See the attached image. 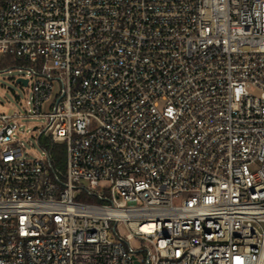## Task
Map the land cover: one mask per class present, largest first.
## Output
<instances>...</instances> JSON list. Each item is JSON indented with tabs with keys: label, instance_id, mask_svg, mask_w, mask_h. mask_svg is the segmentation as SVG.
<instances>
[{
	"label": "built area",
	"instance_id": "obj_1",
	"mask_svg": "<svg viewBox=\"0 0 264 264\" xmlns=\"http://www.w3.org/2000/svg\"><path fill=\"white\" fill-rule=\"evenodd\" d=\"M16 64L0 264H264V0H0Z\"/></svg>",
	"mask_w": 264,
	"mask_h": 264
},
{
	"label": "rangeland",
	"instance_id": "obj_2",
	"mask_svg": "<svg viewBox=\"0 0 264 264\" xmlns=\"http://www.w3.org/2000/svg\"><path fill=\"white\" fill-rule=\"evenodd\" d=\"M5 69L3 68L0 72V114L24 112L28 109V101H32L33 91L30 86H25L16 80L20 76L30 77V74L23 65L16 64L14 67L8 65ZM19 123L22 124L19 129V138L24 144L26 155L32 158L43 156L44 140H38V131L33 128L36 125L41 126L44 120L26 117L19 119Z\"/></svg>",
	"mask_w": 264,
	"mask_h": 264
},
{
	"label": "trees",
	"instance_id": "obj_3",
	"mask_svg": "<svg viewBox=\"0 0 264 264\" xmlns=\"http://www.w3.org/2000/svg\"><path fill=\"white\" fill-rule=\"evenodd\" d=\"M46 142L49 143L50 153L52 158L60 167H64V159H65V148L63 144L51 142L50 140L46 139Z\"/></svg>",
	"mask_w": 264,
	"mask_h": 264
},
{
	"label": "water",
	"instance_id": "obj_4",
	"mask_svg": "<svg viewBox=\"0 0 264 264\" xmlns=\"http://www.w3.org/2000/svg\"><path fill=\"white\" fill-rule=\"evenodd\" d=\"M17 82H22L23 84H27V79L24 78H17ZM135 264H139V261L136 260Z\"/></svg>",
	"mask_w": 264,
	"mask_h": 264
}]
</instances>
